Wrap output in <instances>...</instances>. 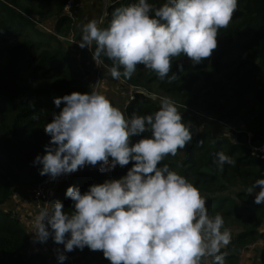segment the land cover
<instances>
[{
  "label": "trees",
  "instance_id": "obj_1",
  "mask_svg": "<svg viewBox=\"0 0 264 264\" xmlns=\"http://www.w3.org/2000/svg\"><path fill=\"white\" fill-rule=\"evenodd\" d=\"M38 1L48 6L44 15L56 17L52 32L38 28L34 14H42L41 10L31 9L21 0H0V264H73L67 258L60 261L58 255L42 251V247L34 251L18 214L4 207L14 197L16 187L26 191L45 177L39 174L42 165L34 160L45 154L51 139L44 126L64 106L57 107L54 99L73 91L92 92L87 75L94 74V62L76 59L58 37L69 34L73 25V20L63 14L66 0ZM89 1L80 10L87 13L88 8L96 7L87 16L90 21L95 13L99 17L101 7L99 0ZM137 2L109 0L104 23L98 26L107 28L115 9ZM148 2L159 7L166 0ZM217 41L211 57L199 64L193 65L186 55L174 58L172 73L178 78L171 83L143 65L137 66V75L131 78L121 75V80L143 88L147 94L136 93L120 110L126 117L148 115L159 109L163 97L175 102L184 123L191 125L192 141L175 156L165 157L159 166L167 164L193 183L205 198L210 216L222 214L232 236L230 244L221 250L226 254L225 264H239V254L245 248L259 240L264 242L260 229L264 204H256L255 195L248 193L257 179L264 178V160L252 155V148L264 141V0H238L230 24L219 29ZM95 48L94 42L92 52ZM99 58L104 66L101 75H110L113 61L103 54ZM207 119L238 126L235 141ZM142 136H151V132L134 136L132 141ZM221 151L235 161L225 164L222 171L216 164V153ZM133 163L117 165L107 174L83 167L64 176L52 202L61 201L64 211L71 212L74 202L66 196L69 186L86 192L92 184L126 175ZM229 190L234 194H226ZM48 240L56 244L51 237ZM67 254H78L75 259L92 264H111L101 250L87 246ZM260 254L264 260V247ZM202 264H213L212 258Z\"/></svg>",
  "mask_w": 264,
  "mask_h": 264
},
{
  "label": "clouds",
  "instance_id": "obj_2",
  "mask_svg": "<svg viewBox=\"0 0 264 264\" xmlns=\"http://www.w3.org/2000/svg\"><path fill=\"white\" fill-rule=\"evenodd\" d=\"M237 7L238 0H166L159 7L138 0L115 9L107 28L94 19L83 24L79 46L91 48L95 42L93 58L103 54L113 61L109 72L114 80L131 78L143 65L171 83L178 78L172 73L173 59L186 55L195 65L210 58L219 29L230 24ZM54 103L64 106L44 126L51 139L45 154L34 160L42 165L40 175L55 179L85 165L99 164L104 172L134 163L126 175L92 184L86 192L69 186L66 196L74 210L64 211L59 200L41 208L33 224L36 240L51 237L68 252L85 246L101 250L111 264H202L206 258L225 264L221 250L232 236L222 214L210 216L193 183L167 164L159 166L192 141L191 125L171 98H161L153 114L131 117L96 91H73ZM149 131L151 136L132 141ZM234 163L224 152L216 153L221 171ZM257 188L254 202L264 204V178L248 193ZM58 259L66 256L59 253Z\"/></svg>",
  "mask_w": 264,
  "mask_h": 264
},
{
  "label": "rangeland",
  "instance_id": "obj_3",
  "mask_svg": "<svg viewBox=\"0 0 264 264\" xmlns=\"http://www.w3.org/2000/svg\"><path fill=\"white\" fill-rule=\"evenodd\" d=\"M21 1L25 4H27L31 9H35L36 11H39V10L42 11V14L41 13L40 14H36V13L34 14V18L38 22L37 26L39 29H42L43 31H46V32H50V31L52 32L53 31V25H54V22L56 20V17H54V16L48 17L47 15H44V14H48L47 13V8H48L47 5L40 3L38 0H21ZM91 1L96 2V0H91ZM99 1H100V7L101 8H104V7L106 8L107 4L109 3V0H99ZM79 11H78L79 18L77 17V13H75L73 15V17H74L73 18V25L71 26V28L69 30V34L61 35L58 37L60 38L65 49L69 53L74 55L76 57V59H78L80 61H85L87 64V63H89V61L92 62L93 59H92V55L86 49V47H88V46H85L83 48H81L79 46V42H80V39L82 36V31H81L82 25L85 24L84 23L85 21H83L81 25L78 23V19H80V15L82 18L85 17V16H83V14H85V13L82 12L81 10H79ZM93 19L98 20V17L96 14L93 15ZM107 74H109V73H107ZM107 74L103 75L105 77L100 75L99 80H98V77L92 73H89L87 75L88 76L87 79L90 81V83L92 85V91H96V92L101 91L100 93L104 94L111 101L113 106H115L119 109H121L120 106L122 108H125V106H126L125 101L127 102V100H128V96L125 93L128 92L130 89H132L131 88L132 86H130V84L127 83L124 78H123V80L119 79V80H117V82H115V80L111 77V75L107 76ZM133 75H137V71H135V73ZM141 89H143V88H141ZM207 121L212 123V125L214 127L219 128V130H220L219 132L220 133L222 132L224 134V136H228V137H230L231 140L235 141V139H236L235 134H236V131H238L236 127H238V126L233 125L229 122H226L223 125V124H218L217 121H215V120L207 119ZM87 166L88 165H86L84 167H87ZM67 175H70V174H65V177ZM18 190H20V187H16V190H15L16 196L18 195V192H19ZM30 190L31 189L26 190V193L28 195L27 203H29L31 205L30 208L27 207L29 209V215L31 214L30 215L31 217L25 213L21 214V212L18 214L20 221H21V224L24 228L26 226V225H24V223L29 224V226H26V230H28V231H30V229L32 228V221L35 220V217H33L35 214L34 213L35 208H33L31 198L29 197V194H30L29 191ZM256 193H257V191L254 190L253 194L256 195ZM15 194H14V197L13 196L11 197L12 199L15 198ZM226 194L233 195L234 191L229 190L228 192H226ZM260 229L262 231H264V224L260 227ZM233 230H234V232H236V231H238V228L235 227V228H233ZM34 239H36L35 236H34ZM258 242H263V241L259 240ZM41 244H42V242L32 240V244H31L32 249L34 251H40L41 250L40 247H42ZM252 246L245 248L239 254V261H238L239 264H251L252 259H253L252 255L250 253ZM60 253H63L67 259L72 260L73 264H92V262H89V260L81 259L79 257L75 259V256H79L78 254H75L74 256H68L67 251L64 250V246L61 247Z\"/></svg>",
  "mask_w": 264,
  "mask_h": 264
},
{
  "label": "built area",
  "instance_id": "obj_4",
  "mask_svg": "<svg viewBox=\"0 0 264 264\" xmlns=\"http://www.w3.org/2000/svg\"><path fill=\"white\" fill-rule=\"evenodd\" d=\"M88 1L89 0H66L63 7V13L69 16L73 20L74 18L73 15L76 13V11L80 10V8ZM105 17H106V8L104 7L100 9V15L98 17V20H96L97 24L98 23L103 24ZM86 49L92 55V59L94 61V70H95L94 75H96L99 80L101 72L104 68L103 63L99 57L96 58V60H94L93 52L91 48L86 47ZM131 88L132 89H130L128 92L125 93L127 94L129 100L133 99L136 93L132 92V90L137 87H131ZM252 155L264 160V141L259 146L252 148ZM87 168L105 174L113 170V169H108L104 172H101L99 170L100 169L99 164H97L96 166L88 165ZM64 176L65 174H62L56 177L55 179H53L49 175H45L44 179L40 183L36 184L33 188H31V190L29 191L30 193L29 197L31 198L33 208H35L34 209L35 214H38L41 208H47L50 206L49 203L53 201L56 195V191ZM33 224H34V220L32 221V226ZM28 233L30 235V238H34L35 235L32 233V231H28ZM42 251L58 255L61 252V247L52 243L50 240H47L46 242L42 243Z\"/></svg>",
  "mask_w": 264,
  "mask_h": 264
},
{
  "label": "crops",
  "instance_id": "obj_5",
  "mask_svg": "<svg viewBox=\"0 0 264 264\" xmlns=\"http://www.w3.org/2000/svg\"><path fill=\"white\" fill-rule=\"evenodd\" d=\"M96 11V7H90L87 9V13L83 14V16L85 17H81L80 15V19H78V23L81 25L83 21H89L88 20V14L89 13H94ZM80 12V11H79ZM84 12V11H82ZM96 14V13H95ZM77 17L79 18V14H78V11H77ZM86 166V165H85ZM18 195L16 196L15 194V198H11L10 200H8L5 204H4V207L7 208V209H10L11 211L15 212L16 214H19L21 212V214H28L29 215V209L27 207H31V205L29 203H27V200H28V195L26 193L25 190L21 189L18 190ZM32 209V208H31ZM27 212V213H26ZM33 212V211H32ZM31 215V214H30ZM29 215V216H30ZM37 214H34L33 217H35ZM31 217V216H30ZM33 219V218H32ZM24 225L26 226H29V224H25ZM26 226H25V229H26ZM28 231V230H27ZM30 231H33V226L32 228L30 229ZM34 234V233H33ZM31 240L33 241H38L34 238H32ZM42 245V244H41ZM264 247V243L263 242H257L255 243L253 246H252V249L250 251L253 259H252V262L251 264H264V260L262 259L261 257V254H260V250ZM41 249V247H40Z\"/></svg>",
  "mask_w": 264,
  "mask_h": 264
},
{
  "label": "water",
  "instance_id": "obj_6",
  "mask_svg": "<svg viewBox=\"0 0 264 264\" xmlns=\"http://www.w3.org/2000/svg\"><path fill=\"white\" fill-rule=\"evenodd\" d=\"M132 92H135V93L142 92V93H144V94H147V92H146L144 89H141V88H134V89L132 90ZM148 96H150V97H152V98L155 97L154 95H148Z\"/></svg>",
  "mask_w": 264,
  "mask_h": 264
}]
</instances>
